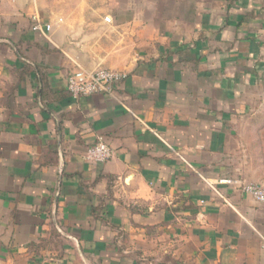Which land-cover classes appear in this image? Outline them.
Wrapping results in <instances>:
<instances>
[{
  "label": "crops",
  "instance_id": "crops-1",
  "mask_svg": "<svg viewBox=\"0 0 264 264\" xmlns=\"http://www.w3.org/2000/svg\"><path fill=\"white\" fill-rule=\"evenodd\" d=\"M263 45L264 0H0V264H264Z\"/></svg>",
  "mask_w": 264,
  "mask_h": 264
},
{
  "label": "built area",
  "instance_id": "built-area-1",
  "mask_svg": "<svg viewBox=\"0 0 264 264\" xmlns=\"http://www.w3.org/2000/svg\"><path fill=\"white\" fill-rule=\"evenodd\" d=\"M104 21L110 22L109 16H104ZM35 31L42 32L43 29L49 31L50 25L41 24L36 20L32 26ZM125 77V74L118 70L109 68H97L94 70H85L78 68L66 78V90L72 99L76 100L82 96L91 95L94 93H106L112 92V87ZM112 149L104 141L102 137H98L95 142L87 146L83 158L89 162H105L112 156ZM221 183H234L231 179H222ZM239 189L254 198L258 202L264 201V188L252 182H244L239 184Z\"/></svg>",
  "mask_w": 264,
  "mask_h": 264
},
{
  "label": "rangeland",
  "instance_id": "rangeland-1",
  "mask_svg": "<svg viewBox=\"0 0 264 264\" xmlns=\"http://www.w3.org/2000/svg\"><path fill=\"white\" fill-rule=\"evenodd\" d=\"M263 58H264V45H263ZM257 123L264 125V118L263 119H259V121ZM262 130H263V133H264V129H262V127H260L259 128V132H261Z\"/></svg>",
  "mask_w": 264,
  "mask_h": 264
}]
</instances>
